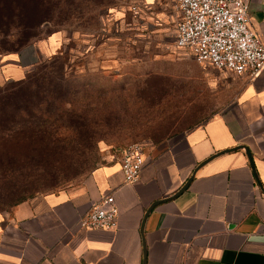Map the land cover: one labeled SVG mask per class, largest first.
Listing matches in <instances>:
<instances>
[{
    "label": "crops",
    "instance_id": "obj_1",
    "mask_svg": "<svg viewBox=\"0 0 264 264\" xmlns=\"http://www.w3.org/2000/svg\"><path fill=\"white\" fill-rule=\"evenodd\" d=\"M246 1L250 27L264 44V0ZM121 10L120 28L135 30L127 44L175 41L174 0H126ZM84 37L75 32L73 40L93 52L91 36ZM65 39L57 30L1 52L0 86L24 78ZM110 40L103 39L105 64L113 63ZM214 70L235 80L233 104L146 154L136 181L124 180L120 155L107 154L80 185L0 212V264H264V69L254 78ZM107 194L118 211L115 228L81 227L80 218Z\"/></svg>",
    "mask_w": 264,
    "mask_h": 264
},
{
    "label": "rangeland",
    "instance_id": "obj_2",
    "mask_svg": "<svg viewBox=\"0 0 264 264\" xmlns=\"http://www.w3.org/2000/svg\"><path fill=\"white\" fill-rule=\"evenodd\" d=\"M18 1L10 6L20 11V17L0 19V53L19 50L28 39L33 43L50 31L62 30L67 37L59 49L67 53L64 69L76 84L88 83L95 91L104 90L113 112L93 118L96 125L89 129L91 137L72 155L64 148L60 160L48 163L51 167L37 166L20 178V188L11 198L0 199L2 213L9 212L21 197L80 185L93 168L104 163L107 154L119 156L129 144L143 143L145 153L152 155L169 139L230 107L236 98L234 79L200 67L175 48L172 35L164 37L165 43L127 44L125 36H133L135 30L120 28L119 16L126 0H61L58 18L39 27L35 16L31 19L25 11L30 9L29 1L34 7L35 0ZM17 25L21 30L13 31ZM75 32L86 36L84 39L91 36L93 52H88L89 45L85 49L78 46L73 40ZM104 38L114 39L110 40V64L102 62ZM3 100L0 95V112L7 106ZM92 101L96 105L99 99Z\"/></svg>",
    "mask_w": 264,
    "mask_h": 264
},
{
    "label": "trees",
    "instance_id": "obj_3",
    "mask_svg": "<svg viewBox=\"0 0 264 264\" xmlns=\"http://www.w3.org/2000/svg\"><path fill=\"white\" fill-rule=\"evenodd\" d=\"M17 1L0 0V19L20 17V11L10 6ZM29 2L30 9L25 11L31 19L35 16L36 27L51 24L60 15L57 3L61 0H35L34 7ZM7 3L9 6H5ZM12 30L19 31L21 26ZM30 40L21 46L30 44ZM66 57L67 53L59 50L48 60L52 65L48 61L36 63L24 78L0 86V95L7 104L0 112L1 200L17 191L20 188L17 181L35 167H51L48 163L60 160L64 148L72 151V155L83 146L91 137L89 129L96 125L93 118L98 113L113 112L104 90L95 91L88 83L79 85L72 80V75L64 69ZM94 97L99 99L96 105H93ZM28 197L17 199L13 206Z\"/></svg>",
    "mask_w": 264,
    "mask_h": 264
},
{
    "label": "built area",
    "instance_id": "obj_4",
    "mask_svg": "<svg viewBox=\"0 0 264 264\" xmlns=\"http://www.w3.org/2000/svg\"><path fill=\"white\" fill-rule=\"evenodd\" d=\"M179 11L175 47L199 64L254 78L264 69V44L249 24L246 0H174ZM132 9H136L132 7ZM146 161L145 145L122 149L119 165L124 180L136 181ZM118 211L112 194L102 196L80 218L88 229L112 230ZM264 234V226H263Z\"/></svg>",
    "mask_w": 264,
    "mask_h": 264
},
{
    "label": "water",
    "instance_id": "obj_5",
    "mask_svg": "<svg viewBox=\"0 0 264 264\" xmlns=\"http://www.w3.org/2000/svg\"><path fill=\"white\" fill-rule=\"evenodd\" d=\"M229 150H231V149H228V150H226V151H229ZM245 152H246V154H247V157H248V159H249V161L252 163V161H251V156H250V154H249V152L245 149ZM212 158V157H211ZM205 162V161H204ZM192 177H193V174L187 179V181L183 184V186L179 189V191L176 193V195L177 194H179L180 192H182L186 187H187V185L189 184V182L191 181V179H192ZM175 195H173V197H174ZM153 206V205H152ZM152 206H150L148 209H147V212L152 208ZM143 264H145V261L143 262Z\"/></svg>",
    "mask_w": 264,
    "mask_h": 264
}]
</instances>
